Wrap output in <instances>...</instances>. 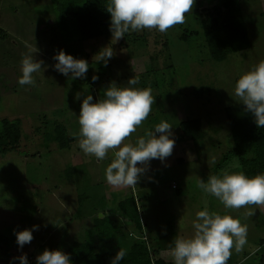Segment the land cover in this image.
<instances>
[{
    "label": "rangeland",
    "instance_id": "obj_1",
    "mask_svg": "<svg viewBox=\"0 0 264 264\" xmlns=\"http://www.w3.org/2000/svg\"><path fill=\"white\" fill-rule=\"evenodd\" d=\"M227 1L196 0L185 22L166 33L130 31L116 41L112 34L83 38L74 31L65 14L84 9L87 0H0V119L18 121L21 130L19 142L0 151V159L7 160L0 161V170L6 171L5 178L0 172V235L6 239L0 240V257L7 246L36 259L46 248L66 252L77 241L91 242L95 252L111 253L142 242L147 264L158 259L172 264V241L192 234V221L207 201L209 211L230 214L247 225V244L239 253L233 250L228 264H264V206L225 209L197 185L207 181L226 153L224 169L242 171L232 155L226 108L236 103L231 94L238 75L264 60V0H239L250 47L227 50L221 61L212 58L207 33L224 37L211 25L219 12H227ZM106 46L114 55L105 66L95 55ZM61 49L88 61L85 78L72 80L71 74L55 70L53 56ZM29 51L42 67L33 74L36 86H20L21 59ZM93 75L98 79L93 81ZM134 75L139 77L135 87L151 89L153 104L126 140L135 142L163 120L172 126L175 145L163 163L152 159L145 165L137 185L114 187L104 175L111 150L97 161L76 146L72 133L79 129L77 115L86 95L95 101L111 82L124 86ZM77 92L82 93L79 100ZM185 119L200 120L203 134L198 140L182 129ZM129 197L135 199L142 231L125 225L117 213L113 236L100 239L96 218ZM249 210L254 214L245 215ZM34 224L40 225L34 239L19 249L13 230Z\"/></svg>",
    "mask_w": 264,
    "mask_h": 264
},
{
    "label": "clouds",
    "instance_id": "obj_2",
    "mask_svg": "<svg viewBox=\"0 0 264 264\" xmlns=\"http://www.w3.org/2000/svg\"><path fill=\"white\" fill-rule=\"evenodd\" d=\"M196 0H109L107 12L110 13L112 40L118 41L126 33L144 29L166 33L171 27L185 22V14L192 10ZM30 49V46H29ZM113 51L104 47L97 55L98 62L105 66L113 56ZM56 71L75 80L85 78L89 69L86 59L76 58L63 49L53 56ZM42 61L37 60L31 51L21 59L20 86H36L33 74L39 72ZM222 76V70H221ZM98 76L93 75L95 81ZM139 77L129 78L124 86L111 82L103 89V96L94 101L93 95H86L81 103L77 122L79 129L73 132L76 146L85 155L103 161L112 152L111 162L105 168L106 182L114 187L135 186L145 171V165L152 159L162 163L174 149L175 139L172 126L161 121L154 130L126 140L136 132L137 126L145 121L152 110L153 96L150 88L135 87ZM82 93H76L79 100ZM231 96L250 112L257 128H264V60L250 70L238 75L232 85ZM198 187L208 196L215 197L225 209H240L246 205L264 206V173L249 177L242 171L221 170L220 174L210 175L205 182L198 180ZM254 212L246 211L245 215ZM40 225L17 231L14 229L19 249L30 243L33 232ZM190 236H176L170 248L172 264H228L233 253L241 252L247 244V225L238 217L209 211L205 207L196 213L192 221ZM126 252L119 249L110 264H121ZM19 264H29L26 254L13 257ZM10 264H13L10 261ZM36 264H72L68 253L61 249H45L36 257Z\"/></svg>",
    "mask_w": 264,
    "mask_h": 264
},
{
    "label": "trees",
    "instance_id": "obj_3",
    "mask_svg": "<svg viewBox=\"0 0 264 264\" xmlns=\"http://www.w3.org/2000/svg\"><path fill=\"white\" fill-rule=\"evenodd\" d=\"M104 0H87L86 7L78 12L69 11L68 22L73 26L74 31L83 38H94L112 34L110 31V13L107 12V6ZM227 12H219L212 19L211 28L215 31H222L224 37L207 33L209 49L212 58L221 61L226 58V51H242L250 47V38L245 28V22L242 11L239 7V0H228L226 3ZM64 24V23H63ZM68 25V24H67ZM67 27L66 25L64 28ZM227 116L231 124V137L233 142V156H237L239 166L242 172L252 177L264 173V128H257L250 112L245 111V106L240 103H234L226 108ZM186 134L191 135L193 139H199L202 136L201 122L199 119H185L180 123ZM21 136L20 125L18 121L8 118L0 119V151L6 152L8 146H13L19 142ZM60 136V134H58ZM215 170L207 175L216 174L228 164L229 158L226 153L221 158ZM113 210H116L121 217L125 219V224L131 225L142 231V222L138 212L135 199L129 197L120 200L115 204ZM118 217L109 216L104 219L96 218L94 227L99 234L100 239H108L113 236L117 228ZM0 240L6 239L0 235ZM6 242V241H5ZM66 253L69 254L72 261L81 264H110L109 259L113 258L115 252H95L93 244L87 241H77L70 245ZM20 256L13 252L9 246L4 250V258L0 259V264H19L18 260L13 261V257ZM29 264H36V259L31 261L28 256ZM149 262L147 249L144 243H134L129 251H126L125 258L121 264H147ZM155 264L165 263L163 259H158Z\"/></svg>",
    "mask_w": 264,
    "mask_h": 264
},
{
    "label": "crops",
    "instance_id": "obj_4",
    "mask_svg": "<svg viewBox=\"0 0 264 264\" xmlns=\"http://www.w3.org/2000/svg\"><path fill=\"white\" fill-rule=\"evenodd\" d=\"M1 160H4L5 162H7L6 159H0V161H1ZM3 167H4V166H2L0 169H2ZM9 167L11 168V167H13V166L10 165ZM0 172H1V177H2V178H5V172H6V171L3 170V172H2V171L0 170ZM175 186H176V185H175ZM113 207H114V206H113ZM116 215H117L116 210H112V209L110 210V208H109V210H107V211H106V210H105V211H101V219H104V218L109 217V216H115V217H117ZM125 225H127V224H125Z\"/></svg>",
    "mask_w": 264,
    "mask_h": 264
},
{
    "label": "flooded vegetation",
    "instance_id": "obj_5",
    "mask_svg": "<svg viewBox=\"0 0 264 264\" xmlns=\"http://www.w3.org/2000/svg\"><path fill=\"white\" fill-rule=\"evenodd\" d=\"M2 258H4V253H3V255L0 257V259H2ZM31 261H33V259H31Z\"/></svg>",
    "mask_w": 264,
    "mask_h": 264
},
{
    "label": "built area",
    "instance_id": "obj_6",
    "mask_svg": "<svg viewBox=\"0 0 264 264\" xmlns=\"http://www.w3.org/2000/svg\"><path fill=\"white\" fill-rule=\"evenodd\" d=\"M175 186V185H174Z\"/></svg>",
    "mask_w": 264,
    "mask_h": 264
}]
</instances>
